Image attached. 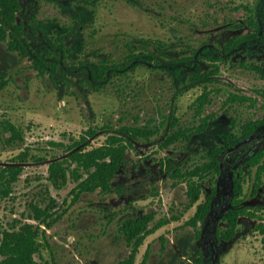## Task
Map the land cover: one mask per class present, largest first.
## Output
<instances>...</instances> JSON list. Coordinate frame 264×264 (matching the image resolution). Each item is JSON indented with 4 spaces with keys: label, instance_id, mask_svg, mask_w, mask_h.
Instances as JSON below:
<instances>
[{
    "label": "rangeland",
    "instance_id": "obj_1",
    "mask_svg": "<svg viewBox=\"0 0 264 264\" xmlns=\"http://www.w3.org/2000/svg\"><path fill=\"white\" fill-rule=\"evenodd\" d=\"M68 1H42L40 17L56 18L67 25L65 15H72L73 7ZM97 1L94 23L86 24L73 43L74 54L70 57L78 55V58L66 61L72 71L81 66L79 61L85 60L82 65L85 70L100 58H123L129 50L128 45L123 47V42L134 40L139 43L142 40V51L147 44L155 50L158 42L167 44L170 48L166 52L172 58L167 61L178 67L174 60L191 55L194 48L204 43L213 49L247 33L249 26L245 20L254 8L264 12V2L260 0H139L138 5L134 0ZM8 48L6 42L0 41V71L7 72L12 79L0 93V165H6L26 148L30 159L15 185L16 198L0 199V225L9 227L15 218L24 221L30 213L29 203L38 200V194L45 189L41 185L48 176L49 163L54 156H62V149L48 142L68 144L92 127L99 132L91 139L88 148L92 149L105 143L107 132L114 133L122 125L156 128L161 132L151 142L141 140L128 153L126 164L114 179L111 194H84L66 216L48 229L52 247H41L37 264H118L132 250L119 229L121 224L147 213L156 216L151 227L162 218L171 222L147 237L136 264H142L146 255L145 264H186L192 260L200 247L196 229L188 221L194 217L197 205H189L184 175L175 178L171 172L165 173L160 159L169 157L173 164L180 162L185 171L191 170L204 162L205 149L216 146L219 138L234 129V120L264 118V79L250 67L264 61V44L239 52L231 61L217 63L219 73L199 83L190 80L189 63L175 77L140 66L128 78H116L98 90L68 70L60 73L50 69L55 74L54 82L41 78L33 56L20 57ZM207 55L211 56L212 50ZM242 62L248 67L242 66ZM213 65L205 59L195 68L210 72ZM206 90L212 92V102L204 115L215 116L207 131L194 136L189 143L182 141L162 149L163 138L175 130L172 128L175 119L177 128L199 124L191 106ZM230 93L252 97L257 104L237 102L228 107L225 102ZM4 120L22 128L25 143L7 146L10 134L3 131ZM74 186L71 184L57 194L61 203L72 200L68 196ZM247 203L264 219V182ZM259 223L257 219L244 220L238 237L224 248L221 264H264V239L254 228ZM77 231L82 232V237L73 238ZM66 242L71 248L62 245ZM73 252L79 255L78 259Z\"/></svg>",
    "mask_w": 264,
    "mask_h": 264
},
{
    "label": "trees",
    "instance_id": "obj_2",
    "mask_svg": "<svg viewBox=\"0 0 264 264\" xmlns=\"http://www.w3.org/2000/svg\"><path fill=\"white\" fill-rule=\"evenodd\" d=\"M20 10L21 0H0V40L9 44L10 51L26 55L28 50L21 37L19 38L23 28L22 25H18ZM248 23L256 30L255 32L227 40L223 43V48H217V51L212 52L208 58L215 64L213 65L214 70L200 72L192 68L190 80L194 83L208 80L219 73L220 66L216 65L217 62L231 61L237 53L246 50L249 42H262L263 39L260 38L262 30L259 29L260 20L252 13ZM127 45L129 47L130 44ZM168 48L170 46L167 44L158 42L156 50L152 45L147 44L140 55L135 50H128L121 61L123 64L104 58L98 67L90 70V74L101 83L99 89L110 84L115 78H128L140 65L175 77L185 70L186 63L193 65L196 61L203 60L205 52H211L209 46L206 49L194 48L191 55H182L174 60L176 64L179 63L176 67L167 61L169 56L166 50ZM36 55L38 58L41 57L39 52ZM48 56L50 53H47L46 57ZM38 61L35 62V66L41 76L50 75L48 67L55 69L53 59L49 61V63L52 62L51 64L47 63L46 68L42 63L43 60L41 63ZM241 64L248 67L245 62ZM250 67L264 79V62L260 65L252 64ZM10 80L7 72L0 71V93L8 86ZM211 95L212 92L206 90L191 106L194 110V118L199 121L198 125L192 128H177L178 120L173 121L172 128L175 130L163 138L160 145L162 149H167L182 141L189 143L194 136L206 132L212 119H215L213 115H204L207 106L212 102ZM237 102H250L251 106L257 104V100L252 97L230 93L225 105L232 107ZM2 125L4 133L10 134L6 138L7 146L25 143L22 128L9 120L2 121ZM159 132L161 129L124 125L114 133L107 132L105 143L92 149L88 148L91 139L99 134L98 129L93 128L87 130L78 140L72 139L68 144L48 142L50 145L61 148L62 156H54L51 160L45 184L41 185L45 189L38 194V200L29 203L30 213L27 218L24 221L15 218L9 227L0 225V264H37L36 256L40 254L41 247H52L49 242L48 229L66 216L84 194H111L114 191V179L126 164L128 153L136 148L137 142L141 140L151 142ZM29 159V148H26L6 165H0V199L15 196V185L24 175ZM203 159L202 164H197L193 169L186 171L180 162L173 164L169 157L160 159L161 168L165 173L171 172L175 178L184 175L190 199L189 205L191 207L197 205L194 217L188 221V224L196 229V239H202L203 229L200 226L204 225L211 227L217 238L231 241L238 236L241 230L240 221L243 216L263 221L256 227V230L264 239V219L247 203L249 197L259 192L264 182V118L249 119L243 122L234 120V133L226 132L216 146L205 149ZM71 184H75L68 196L72 200L68 202V199H65L61 203L57 194ZM206 184H208L207 188ZM227 184L230 185L229 194L233 199L232 207L218 218L215 217L214 208L218 199L221 201L220 192L227 189ZM246 185H248L247 191ZM223 198L224 205L227 199L226 193ZM154 221L155 214L147 213L135 219H126L121 224L119 229L125 235L132 250L129 257L118 264H136L139 251L147 237L171 222L169 219L162 218L151 227ZM206 258L209 257L200 248L196 251L192 264H215L213 259L206 261ZM146 259L147 255L142 264H145Z\"/></svg>",
    "mask_w": 264,
    "mask_h": 264
},
{
    "label": "flooded vegetation",
    "instance_id": "obj_3",
    "mask_svg": "<svg viewBox=\"0 0 264 264\" xmlns=\"http://www.w3.org/2000/svg\"><path fill=\"white\" fill-rule=\"evenodd\" d=\"M42 1L46 2V0H21V10L18 13V20H19L18 25H22L23 28H22L21 35H19V38L21 37V40H23L25 47L28 50V53L26 55H19V54L18 55L20 57H26V56L32 57L33 56V60L38 61V59H39V61H38L39 63H41V60H43L44 62H42V63L46 68L47 63L48 64L52 63V62L49 63V62L45 61V59H47V57H46L47 53H50V56H48V59H50V60L53 59L54 63H55V69H53V70H57V71L60 70V71H58L60 73L62 71H66V70L73 72L74 75H76L78 77L80 76V78H83V80H86L88 85L93 87L95 90H98L99 86H101V83L98 82L99 80H97L91 76L90 70H92L94 67H98L100 65V61L103 60L104 58L98 59L97 62L93 65V67H86L85 70L82 68L83 67L82 65L85 64V63H83L85 60L79 61L78 64H80L81 66H79V68L75 69L74 71L69 69L68 66L66 65L67 60L72 59V58H78V55L75 57L74 56L70 57L74 54L73 53L74 48H72L73 43L76 40V37H77L76 35L81 34V32L84 30L86 24L91 25L94 23V22H92V20H93V15H95V13H96L95 10H96V6L98 4L97 3L98 1L97 0H69L68 2L73 6L70 8V14H72L73 16L69 15V14L65 15L67 17V19L69 20L67 22L68 23L67 25L61 24L60 21H58L56 18H53V19L41 18L40 14H41V10H42V7H41ZM51 1L56 3V0H51ZM133 2L136 5H138L140 3L139 0H134ZM263 2H264V0H260V3H263ZM92 8H93V10H92ZM252 13H253V15H255L260 20L259 29L262 30L260 38H262L263 40H262V42H258V43L249 42V44L246 45V47H247L245 50L246 52H248V48H250L252 46L258 47V46H261L264 44V12H260V11L258 12L254 8L252 10ZM62 14H63V12H62ZM249 17H247V19L245 20V24H248L249 30L247 33L243 34L242 36H245L250 32L256 31L248 23ZM235 37H239V36H235ZM0 41H2V40H0ZM2 42H6V41H2ZM141 43H142V40H141ZM141 43H139V40H134V41H129L128 43L123 42L122 45H123V47H126L127 44H130L129 47L127 46L129 48V51L135 50L136 52H138V55H140L142 52V44ZM204 44L205 45H203L202 47H199V48L206 49L209 46V48L212 50V52H216L217 48H219V47L223 48V44H220V46H217V48L214 47L213 49L211 48L210 44H208V43H204ZM83 45H84V43H83ZM8 47H9V44H8ZM39 47L45 48V49H43L44 51L43 50L37 51L40 53V56H41L40 58L37 57V55H36L37 52L34 51V50L38 49ZM94 56L97 57V54H95ZM125 56H126V53H124L123 58H119L118 60L117 59H111V58H106V59L119 62V64H123V62H121V61H123ZM208 58H209V56L205 52L203 54V60L208 59ZM234 58H235V56H233L232 59H234ZM139 60L141 62V59H139ZM198 62L199 61H196L193 65L189 64L190 65L189 68H195V66L197 65ZM211 62H213V61H211ZM217 63H221V62H217ZM140 66H138V67H140ZM34 67L36 68L35 62H34ZM184 68L186 69L185 65H184ZM48 69L50 70L52 68L48 67ZM136 71H137V69H136ZM38 75L41 78L51 80V82L55 81V79H54L55 74H53L51 72H50V75L41 76L40 72L38 73ZM121 78H126V77H120L118 79H121ZM58 89H59V86H58ZM213 120H215V119H212V121ZM122 126H124V125H122ZM233 128H234V124H233ZM231 131L234 133V129ZM219 142H220V138L217 141L216 145ZM229 190H230V185H228L226 190H224V191L222 190L220 192L222 202L218 199L217 204L214 208L215 217L220 218L221 216H223L224 213H227L229 211V209L232 207L231 204H232L233 199L231 197V194H229L230 193ZM225 193L227 194V199H226L225 204L223 205V199H224L223 196L225 195ZM248 206L251 207L250 205H248ZM246 218H250L252 220H254V219L259 220L258 218H251V217L243 216L241 218V221H240L241 227H242V225H244V220ZM259 221H260V223L263 222L261 220H259ZM258 225H256V226H258ZM256 226L254 227L255 229H256ZM202 232L203 233L205 232L204 235L202 236V239H200V240L196 239V240L199 241L198 247L202 248V250L205 251L206 256L209 257V258H206V261H208V259H211V260L213 259L215 264L216 263L221 264L220 260L224 256V248H226V246L228 244H230V242L235 240L238 236L231 241H226V240L217 238L215 236L214 232L212 231L211 227L210 228H204L202 230ZM73 234L75 235L73 238H75V237L78 238V236H81L82 232L77 231V233L74 232ZM239 234H240V232L238 233V235ZM83 237H85V235H83ZM62 245H64L66 248H71V245L68 244L67 242L62 243ZM74 255H75V258H77V259L79 258V255H76L75 253H74ZM194 259H195V256L192 260H188L186 262V264H192L194 262ZM206 264H208V263H206Z\"/></svg>",
    "mask_w": 264,
    "mask_h": 264
}]
</instances>
